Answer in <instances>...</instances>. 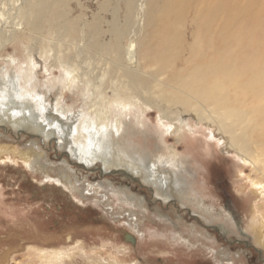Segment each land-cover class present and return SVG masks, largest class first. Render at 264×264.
Instances as JSON below:
<instances>
[{
    "label": "rangeland",
    "instance_id": "obj_1",
    "mask_svg": "<svg viewBox=\"0 0 264 264\" xmlns=\"http://www.w3.org/2000/svg\"><path fill=\"white\" fill-rule=\"evenodd\" d=\"M123 1L0 0V34L38 2L52 7L50 19L65 10L67 18L87 23L98 20L108 29L115 10L124 19ZM139 25L144 26L142 18ZM54 39L47 32L38 41L22 34L17 43L0 47V264H264V246L256 238L260 231L253 229L254 225L264 228V188L255 183L263 182V173L232 150H222L193 116L187 114L185 127L175 132L159 124L157 113L146 110L143 115L132 109L122 118L126 131L120 141H131L144 150L159 167L156 173L170 179L172 173L165 172L164 166L171 164L158 161L176 149L179 157L173 164L180 161L188 169L180 174L188 187L184 197L195 196L213 208L208 217L198 215L194 203L185 206L153 191L143 173L132 175L125 167L104 173L101 161L91 168L78 159L77 153L89 159L83 154L86 149L100 145L90 135L86 136L90 139L76 142L77 131L93 132L91 121L96 117L89 113L98 100L82 81L70 87L59 83L64 70L61 65L52 66L46 56ZM30 69L34 71L33 88L25 85ZM143 70L151 72L154 67L143 64ZM10 74L25 89L21 95H28L27 103L17 97ZM5 92L15 94L17 101L4 104ZM160 92L161 88L154 94ZM108 93H112L110 89ZM58 104L70 108L68 124L76 122L72 128L62 117L58 121L49 118ZM14 116L39 118L42 125L36 128L35 121L18 125L9 121ZM114 116L118 117L117 112ZM55 131L68 134V139L61 141L48 133ZM27 153L30 160L25 158ZM39 153L42 157L34 163ZM75 185L81 190L71 188ZM89 185L96 192H88ZM173 195L178 197L175 191ZM184 197L182 201L188 202ZM129 233L136 237L134 243L128 239ZM55 255L59 260H54ZM65 256L67 262L62 261Z\"/></svg>",
    "mask_w": 264,
    "mask_h": 264
},
{
    "label": "bare ground",
    "instance_id": "obj_2",
    "mask_svg": "<svg viewBox=\"0 0 264 264\" xmlns=\"http://www.w3.org/2000/svg\"><path fill=\"white\" fill-rule=\"evenodd\" d=\"M122 4L124 19L120 18V10H115L109 28L105 29L98 20L87 23L77 17L67 18L65 10L50 19L52 7L38 2L22 20L0 34V47L8 42L17 43L22 34L34 40L44 32L51 34L55 39L46 56H50L52 66L61 65L64 70L59 83L70 87L73 82L82 81L87 92L98 100L97 107L94 105L89 113L97 118L91 121L93 132L77 131L76 142L90 139L86 137L90 135L97 137L100 145L86 149L83 154L89 159L77 153L78 159L91 168L101 161L104 173L113 167H125L132 175L143 173L142 178L152 185L153 191L156 189L165 198L173 197L185 206L194 203L199 208L198 215H213V208L197 197H184L188 187L180 174L188 169L180 161L173 164L179 157L177 150L158 161L171 164L164 167L165 172L172 173V179L157 174L159 167L144 150H138L131 141H120L126 131L122 118L132 109L143 115L149 110L157 113L159 124L177 132L183 130L189 114L197 125L210 131L209 138L217 139L222 150H232L239 159L263 173L264 178V0H124ZM140 18L144 26L139 25ZM30 60L34 64L32 55ZM84 63L87 69L83 68ZM143 64H150L154 71L143 70ZM33 73L30 69L25 74L28 88L32 87ZM9 77L14 79L10 82L9 78V82L17 97L29 100L28 95H21L25 89L18 86V78L11 74ZM92 87L98 92H93ZM160 88L162 92L155 95L154 91ZM16 95L5 92L4 104L16 102ZM70 111L68 106L58 104L49 118L58 121L62 117L67 125ZM55 114L57 118H53ZM38 119L14 116L9 121L18 125H32L30 121H35L36 128H40ZM73 123L76 122L69 121V128ZM48 133L56 139H68V134ZM37 157L34 163L42 154ZM25 158L32 157L27 153ZM255 183L264 188V180ZM71 188L81 190L76 185ZM90 190H95L93 185H89ZM183 197L188 202L184 203ZM221 226L228 232L226 226ZM254 226L256 233L260 231L257 243L264 246V228ZM58 258L55 255L54 260ZM66 260L65 256L62 261Z\"/></svg>",
    "mask_w": 264,
    "mask_h": 264
},
{
    "label": "water",
    "instance_id": "obj_3",
    "mask_svg": "<svg viewBox=\"0 0 264 264\" xmlns=\"http://www.w3.org/2000/svg\"><path fill=\"white\" fill-rule=\"evenodd\" d=\"M128 236H129V238H130V240H131L132 242H135V239H134V237H133L132 234H129Z\"/></svg>",
    "mask_w": 264,
    "mask_h": 264
},
{
    "label": "flooded vegetation",
    "instance_id": "obj_4",
    "mask_svg": "<svg viewBox=\"0 0 264 264\" xmlns=\"http://www.w3.org/2000/svg\"><path fill=\"white\" fill-rule=\"evenodd\" d=\"M129 234H130V233H129ZM129 234H128V235H129ZM132 235H133V237H134V239H135V241H136V237L134 236V234H132ZM127 237H128V239H130L129 236H127ZM130 241H131V240H130ZM132 243H134V242H132Z\"/></svg>",
    "mask_w": 264,
    "mask_h": 264
}]
</instances>
